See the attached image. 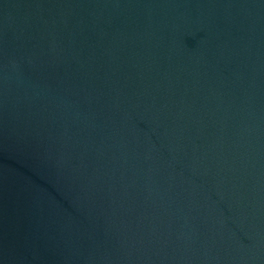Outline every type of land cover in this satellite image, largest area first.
Returning a JSON list of instances; mask_svg holds the SVG:
<instances>
[{
    "label": "water",
    "instance_id": "obj_1",
    "mask_svg": "<svg viewBox=\"0 0 264 264\" xmlns=\"http://www.w3.org/2000/svg\"><path fill=\"white\" fill-rule=\"evenodd\" d=\"M0 264H264V0H0Z\"/></svg>",
    "mask_w": 264,
    "mask_h": 264
}]
</instances>
